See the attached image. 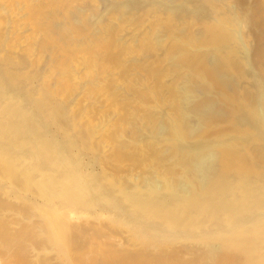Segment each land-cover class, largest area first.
Here are the masks:
<instances>
[{
  "label": "bare ground",
  "instance_id": "bare-ground-1",
  "mask_svg": "<svg viewBox=\"0 0 264 264\" xmlns=\"http://www.w3.org/2000/svg\"><path fill=\"white\" fill-rule=\"evenodd\" d=\"M88 1L25 0L31 9L39 3L38 11L23 13L28 18L32 12L29 33L45 38H36L38 47L30 40L23 55L0 54V177L14 187L13 200L0 194V257L8 255L7 264H49L48 253L56 250L69 259L74 247V264H264V64L253 56L252 39L260 31L247 29L248 7L237 0H204L202 6L188 5L190 0ZM112 4L116 13L97 25ZM127 5L131 13L125 14ZM168 8L175 11L169 22L162 19ZM148 16L156 19L141 40H126L113 65L124 67L133 53H149V61L132 63L128 71L135 78L121 84L123 101L115 83L108 86L125 111L118 117L123 128L109 138L123 134L140 141L147 163L138 158L133 170H148L131 181H120L118 171L97 179L87 173L82 155L92 148L89 136L85 130L74 134L82 127L57 96L69 83L70 55L84 47L92 65L83 78L100 86L104 80L94 65L114 71L97 60L98 44H108L104 34L129 33L127 26ZM3 21L0 33L9 28ZM101 35L105 41L97 40ZM183 52L188 59L179 57ZM132 97L137 105L153 97L161 107L135 108ZM117 141L118 148L128 144ZM74 211L119 227L130 235L129 247L87 241L94 226L71 225ZM89 253L93 262H87Z\"/></svg>",
  "mask_w": 264,
  "mask_h": 264
},
{
  "label": "rangeland",
  "instance_id": "rangeland-1",
  "mask_svg": "<svg viewBox=\"0 0 264 264\" xmlns=\"http://www.w3.org/2000/svg\"><path fill=\"white\" fill-rule=\"evenodd\" d=\"M76 1L77 0H75V2ZM83 1H87V0H83ZM89 1L91 2V0H89ZM89 1H88V3H89ZM259 1L260 0H237L238 5L240 7H243V8L248 7L249 12L247 13V18H246L247 29L257 28L261 32V33L260 32L257 33V36H258L257 40L254 38L252 39V37H251L252 42H253L252 46H254L252 48L253 49L252 51L254 54L253 56L257 57V59L259 58L260 60H263V64H264V7L261 5L262 1H260V2ZM195 2H196V4H198L199 2L203 3V4L205 3L204 0H203V2L201 0H190L188 2L189 3L188 5H190V3L194 4ZM27 3L28 2H25V0H0V23L2 20H4L3 22H5V23L8 22L7 26H9V28L8 27H6L7 29L5 28L6 30L9 29L8 32L5 30L6 33H0V44H1L0 54L5 52V50H8L10 52H13L14 54H19V56H20V55H23L22 54L23 49L26 48L28 46V44H31V42L34 41V39H35V41H34L35 46L38 45L37 43L44 40L45 33H44V35H43V33H29L30 31H32V27H33L31 25V22H29V21H31L29 19V17H30V14L32 12L29 13L28 18L26 16V14H23V13H25V11H26V13L29 12V10L27 11L28 8L31 11H32V9H33V11H38L39 10V5H38L39 3L36 5L37 8H34L35 7L34 6L32 9H31L32 6L29 3L28 4ZM200 3H199V6H202L203 4L200 5ZM31 4L33 5V3H31ZM25 5H27V6H25ZM29 5L31 7H29ZM104 9H106V10L105 11L102 10L103 14L101 13L100 17L97 18V20H96L97 25L99 24V26H102L105 22L108 21L109 17L111 19L112 14L116 13V8L113 4L110 6H107ZM121 10L125 14L131 13V5H127L126 7H122ZM174 15H175L174 9L170 10V8H168V10L165 9V11H163V13H162L163 18L162 19L164 21L173 20ZM152 18H154V19H151L150 16H148V18L143 21L144 23L141 22L140 24H138L139 26L138 25L137 26L136 25L135 26L134 25L127 26L130 30V31L128 30V32L129 33L131 32V34L125 33V32L124 33H117L118 36L116 35L115 37L109 38V34L102 33L104 35H108V36H106L108 39V44H110L109 41L112 38V42L110 41L112 43L111 44L112 47L108 44H106V46H104V45L102 46V42H101L100 43L101 45L98 44L99 46L98 47L96 46L97 49L99 50L96 53H98V55L100 57L96 53L95 54L97 55L98 58L96 56L95 57L97 58L98 61L101 59L99 61L100 63L106 61L105 64L111 65L113 67L114 71L112 70L113 74H110L107 67H106L105 70L106 69L107 70L101 72L99 70V67H97L98 65H94V68H97V70H98L97 71L95 69V71H97L98 73L99 72L101 73L99 80H101V82H102V80H104L102 83H99L100 86H97V84H95L96 83L95 81H91L90 79L86 78V76H85V78H83L85 73L87 72V69L89 68V66L92 65V64H89V61H91L90 60L91 56L88 57L87 55L89 53L87 51H85V49L82 50V48H84V47H82V48L80 47L81 50L79 49V50L75 51L72 56L70 55L71 58H70V65H69L70 68L69 69L72 71L68 70L69 73L70 72L71 73L69 75L68 74L66 75L67 77L70 76L69 79L66 78V82H69V83H67L65 87L61 88L62 92L60 91V95L58 94L59 96H57V97H58V100L60 102H63L66 105L67 112H68V114H70L69 116L72 117V120L76 118L75 122L77 121L76 123L78 124L76 126L78 128H80V126L82 127V129L80 128L79 130L78 129L75 130L76 126H74V124H73L75 122L71 121L70 125L71 126L73 125L72 127H74V130L76 131V132L74 131V134L76 133L78 135L77 137H79V136H81V134L79 132L81 130H83V131L85 130L86 134L89 136V137H87V143H88L89 147L90 148L92 147V148L90 150H88L87 152H83L82 155H83V159L85 160V162L87 164V168H86L87 173L90 174L94 178L99 179L100 177H102V174L103 175L104 174L105 175H109V174L115 175V173L118 171L116 175H118V173H119V176L122 174L120 176V181H121V179H122V181L123 180L124 181L125 180L131 181L134 174L138 177L141 174L140 171L148 170L146 165H143L144 168H142V169L140 168L141 170L138 169L136 172L133 170V166L135 164L134 161L138 160V158L141 162L147 163L146 159L148 157H146V155H148V153L145 152V151H147V149L143 147V145L141 144L140 141L129 140V139L123 137L124 136L123 134H120L118 137L119 141L123 140V141L127 142L128 144L126 146H128V147L121 146L118 148V146H119V144L117 143L118 139L117 138H113V139L109 138V137H111L110 135L113 132H115L116 130L118 131V129L123 128V126L121 124H120L121 126H119V120H120L121 116H123L125 114V111L123 109H121V106L118 105V104H121V102L120 101H119V103L117 102V100L113 97V93L108 86L110 83L111 84L115 83L116 86H113V89L116 90V91L114 90L115 92L119 91V93H116V94H120V96H119V99H120V97H122L121 96V93L123 91L122 89L126 88V87L125 88L123 87V85L126 86V83L124 80L125 79L131 80L135 74V71L134 72L131 71L132 67H133V66H131L132 63L134 66H136V65L144 64V63L149 61V58L151 57V55L149 53L148 54H141L140 53L139 55L133 53L131 55V54H128L129 53L128 52L127 58L123 60L124 67H122L121 63H120L121 65L119 63H117L120 66H116L117 64L113 65V64H115V63H113V59L115 57H118V55L122 52V50L125 49L124 43L126 42V40L127 39L130 40L132 35H134L140 39L142 37V35L144 34L143 32H145L144 30H146L149 27V25H151L154 22V20L156 19V17H154V16H152ZM26 24H29V25L26 27ZM125 24H127V22ZM14 27H17V28L13 29ZM115 27H116V24H115ZM138 27H139V29H138ZM3 28H4V26H3ZM18 29L20 31H18ZM16 32H18V33H16ZM127 35H128V37H127ZM134 36L132 38H134ZM129 37H130V39H129ZM36 38L39 40V42ZM89 38H91V37H87V39H89ZM30 40H32V41H30ZM97 40H99V41L104 40L105 41V39H104V37H102V35ZM128 40H127V42H128ZM36 41H37V43H36ZM132 41H133V39H132ZM132 41H129V43L130 42L132 43ZM15 43L17 46H15ZM107 45L110 47H107ZM36 47H38V46H36ZM162 52L163 51L160 50L158 53L163 54ZM159 54H157L158 57L161 56V54L160 55ZM114 55H116V56H114ZM189 55H190L189 53L187 54L186 52H183L179 55V57H181V58L183 57V59L184 58L188 59ZM95 57H94V59H96ZM43 59L44 60H43L42 64L44 63V66L47 67L46 65H48L49 63L46 61H49V57L45 56V57H43ZM73 59H75V60H73ZM128 65H129V67H128ZM71 67H73V68H71ZM112 67H110V68H112ZM114 68H116V71ZM129 69H131V70L128 71ZM125 70H127V73H130V74L127 75ZM131 72H133V73H131ZM122 74L123 75L125 74V77H122ZM126 75H127V77H126ZM115 76H116V78H115ZM134 78H135V76H134ZM109 79H110V82H109ZM169 79H172V78H169ZM169 79L167 78L166 80L170 81ZM107 82H109V83L106 84ZM101 84H104V85H101ZM121 84H123V85H121ZM71 85H74V86H71ZM104 86H106L107 88H105ZM104 88L106 90H110V91L106 92V90ZM139 90H141V88ZM109 93L112 94L113 98H111V94H109ZM123 97H124V94H123ZM123 97L121 98V101H123ZM133 97L131 100H129L130 104H132V102L134 101ZM147 102L144 104H141V105L139 104L140 105L139 106L136 104L138 102L135 103V101H134L133 105L134 106L136 105L135 108H137V106H138L139 108H141V110H144L142 108V106H143L145 108V111L148 109H157V108L161 107V104H159V102L155 101V99L153 97L150 98L149 103H147ZM146 104H148V105H146ZM155 105H156V107L157 106H159V107L156 108ZM233 105H236L235 101L233 102ZM75 114H77V115L75 116ZM109 117H110V119H107ZM118 117H120V118H118ZM109 120H111V121H109ZM112 120H113L114 124H113ZM83 124H84L86 129H83L84 128ZM109 124H110V126H109ZM112 125H115V126L113 127ZM116 128H118V129H116ZM88 133H90V134H88ZM88 138H90V139H88ZM139 145H141V146L139 147ZM134 147H135V149H133ZM138 147L139 148L142 147V148L139 149ZM122 149H123V151H122ZM143 149H146V150L144 151ZM118 150H120L122 153L121 159L119 158V155L117 154ZM125 150H128V151L125 152ZM140 150H143L144 152L140 151ZM133 151H135V152H133ZM132 152L134 154L135 153H137V154L134 155ZM125 153L129 154L128 158L126 157L127 155L126 156L124 155ZM130 154H131L132 158L129 157ZM140 154L143 155V157L140 156ZM116 155H117V157H116ZM123 156H125L124 157L125 159L123 158ZM134 156H136V157H134ZM133 158H136V159L132 160ZM110 159H111V161H110ZM117 161H118V163H117ZM132 161H133V163H132ZM121 164H122V166H121ZM108 167H109V171H107ZM137 172L139 175L137 174ZM128 175H129V177H131V179H129ZM0 178H3V177H0ZM112 187H115V185ZM8 190H10V191H8ZM13 192H14V187L11 184H9V182H7V180H5V178L0 179V194L3 193V195L6 196L5 199L9 198L8 201L13 200L12 199L13 198ZM81 214L82 213L74 211V215L71 218L70 224L73 226H81L84 224V222H89L91 227L94 226L95 228L90 227L92 230L94 229L93 231H91V229H90L91 232L88 230L89 235L87 237V241H92V240L94 241V238H95L96 242L99 245L101 244V246H102V244H104L105 241L111 240V242L113 241V243L116 242V245L120 244L118 247L121 248L122 250H125L126 247L127 248L129 247V246H127L128 244L126 245L125 239L128 238V240H129L130 235L128 236L127 233L120 230L119 227L115 226L114 224H111L108 221L103 220V218L101 216H96L95 218L91 219V218H87L88 216L86 214H84V216ZM102 224L104 225L103 228L101 227ZM97 226H98V228L101 227V228H99L100 234H99V232H97V230H98ZM107 226H109V227H107ZM101 229H103V231ZM103 236H106L107 238L103 237ZM109 238H111V239H109ZM121 239H122V241H121ZM119 240H120V242H119ZM105 244H107V243H105ZM68 252H69V259H65L64 255H62V253L58 254V252L56 250L52 251V253H48L45 258H46L47 262H49V264L50 263H53V264H74L75 260L72 258L70 259V253H71L73 258H75L77 255L74 252V247H70V249H68ZM0 256H4V255H0ZM0 258H2V259H0V264H7L9 262L8 255H6V254H5V260L3 259V257H0ZM7 258H8V260L6 261ZM13 258L14 257H12V261L14 260ZM94 258H96L94 254H91V253L87 254V262L88 261L93 262Z\"/></svg>",
  "mask_w": 264,
  "mask_h": 264
}]
</instances>
